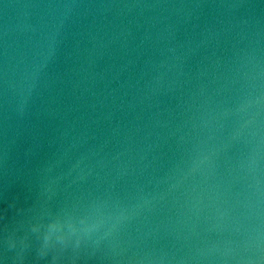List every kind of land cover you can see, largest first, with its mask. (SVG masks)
Masks as SVG:
<instances>
[{
	"label": "water",
	"instance_id": "1",
	"mask_svg": "<svg viewBox=\"0 0 264 264\" xmlns=\"http://www.w3.org/2000/svg\"><path fill=\"white\" fill-rule=\"evenodd\" d=\"M0 264H264V0H0Z\"/></svg>",
	"mask_w": 264,
	"mask_h": 264
}]
</instances>
